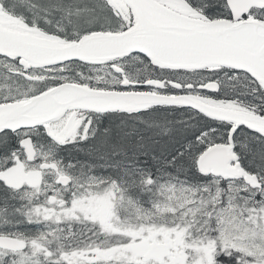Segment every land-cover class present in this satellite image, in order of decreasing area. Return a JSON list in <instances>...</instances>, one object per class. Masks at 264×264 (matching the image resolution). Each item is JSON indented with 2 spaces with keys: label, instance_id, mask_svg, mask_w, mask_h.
Segmentation results:
<instances>
[{
  "label": "snow or ice",
  "instance_id": "1",
  "mask_svg": "<svg viewBox=\"0 0 264 264\" xmlns=\"http://www.w3.org/2000/svg\"><path fill=\"white\" fill-rule=\"evenodd\" d=\"M0 264H264V0H0Z\"/></svg>",
  "mask_w": 264,
  "mask_h": 264
}]
</instances>
